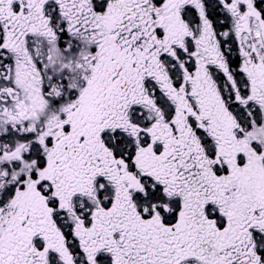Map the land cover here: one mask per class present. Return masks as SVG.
I'll list each match as a JSON object with an SVG mask.
<instances>
[{
	"label": "snow or ice",
	"instance_id": "1",
	"mask_svg": "<svg viewBox=\"0 0 264 264\" xmlns=\"http://www.w3.org/2000/svg\"><path fill=\"white\" fill-rule=\"evenodd\" d=\"M0 264H264V0H0Z\"/></svg>",
	"mask_w": 264,
	"mask_h": 264
}]
</instances>
